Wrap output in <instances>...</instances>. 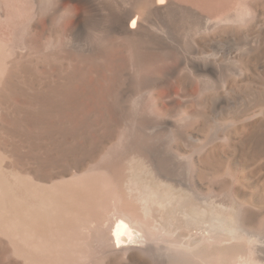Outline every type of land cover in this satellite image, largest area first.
I'll return each mask as SVG.
<instances>
[{
	"label": "bare ground",
	"instance_id": "obj_1",
	"mask_svg": "<svg viewBox=\"0 0 264 264\" xmlns=\"http://www.w3.org/2000/svg\"><path fill=\"white\" fill-rule=\"evenodd\" d=\"M263 193L264 0H0V264H264Z\"/></svg>",
	"mask_w": 264,
	"mask_h": 264
},
{
	"label": "rangeland",
	"instance_id": "obj_2",
	"mask_svg": "<svg viewBox=\"0 0 264 264\" xmlns=\"http://www.w3.org/2000/svg\"><path fill=\"white\" fill-rule=\"evenodd\" d=\"M176 19V20H175ZM180 21H179V20ZM174 18L173 21H172V25H177V27H179V29H177L176 27L173 28L171 27L173 30L175 29L176 31H178L177 33H180L178 38L181 39V40H185V42H189L192 38V36L196 37V36H200V37H204L205 36V31L208 32V31H211L209 28L210 26H208V22L207 21H202V22H199L197 25H193L191 22H188L186 20H183L181 18ZM67 20V21H66ZM65 20V27L67 29H71L73 27V21L70 17H68L67 19ZM191 23V24H190ZM203 23L206 24V27H205V24L203 25ZM203 26H202V25ZM192 26V27H191ZM194 26V27H193ZM202 26V27H200ZM225 28H226V24H225ZM183 29V31H182ZM185 29V30H184ZM199 30V31H198ZM208 30V31H207ZM201 31L203 33H201ZM184 32V33H183ZM198 33V34H197ZM201 34V35H200ZM186 35V36H185ZM213 36V35H212ZM255 34H253L251 37H254ZM199 37V38H200ZM207 38H210V35L207 36ZM120 48V47H119ZM121 52V53H119ZM117 62L116 63H121L122 66H123V69L126 70L127 69V64L125 63L126 62V56H125V53H123L121 51V48L118 50L117 49ZM125 56V57H124ZM123 57V58H122ZM108 59H110V61L112 62L111 58L108 56ZM168 60H165V62H160L158 63V65H155V68H156V73L158 74L159 77H161L163 80L159 83V84H153V86H150L147 90L145 91H141L139 92V90L137 91V89L135 88L134 86V83L133 81H131L132 79L130 78V75L129 73L126 71H123L121 70V74L119 75V79L116 83V85L114 86V93L116 94V96L118 97L119 96V99L121 100H126L127 98H130L128 99V101L130 100H134V96L137 98V96L140 94L141 95V99L142 100H147L149 99V97H151V99L153 98H156L157 100L159 101H162L165 102V99L169 93V91H171L173 93V95L175 96V101L178 102V104H180V109L182 110H193L192 113L194 114H198V109H196V107L194 106V102L192 101L193 97H194V94L197 92L198 90V83L195 82L193 84V86H191L190 88H185L183 91V86L181 85L180 81L177 80L175 82H173L172 84L168 82V78L167 75H165V70H166V65L168 64ZM113 62V64H116ZM125 64V65H124ZM126 67V68H125ZM123 71V72H122ZM123 74V75H122ZM121 75L123 77H121ZM126 77V78H125ZM170 78V77H169ZM174 78V77H172ZM122 79V80H121ZM124 79V80H123ZM126 79V80H125ZM129 81V82H128ZM133 83V86L131 85ZM175 84V85H174ZM180 86V87H178ZM132 87V88H131ZM133 88L135 90H133ZM171 88V89H170ZM133 92V94L131 93V90ZM168 89V90H167ZM187 89V90H186ZM118 90V91H116ZM126 90V92H125ZM128 90V91H127ZM181 90V91H180ZM192 90V91H191ZM138 93H136V92ZM118 92V93H117ZM135 93V94H134ZM150 94V96L147 98V96ZM130 94V96H129ZM145 94V95H144ZM133 95V96H132ZM122 97V98H121ZM159 97V98H158ZM126 98V99H125ZM133 98V99H132ZM91 98H87L86 101H91L90 100ZM191 101V102H190ZM185 103H186V106H185ZM182 107H185L186 109L182 108ZM219 112V113H218ZM221 112V113H220ZM224 116V119H225V109H221V110H212V112L208 115L209 119H210V123L208 122V124L206 126H204L202 129L199 128L195 131V134L198 138L197 140V144H200L203 139H205V135L208 134V130H206L210 125L213 126V123L215 121H221L222 118L221 116L222 115ZM214 119V120H212ZM224 121V120H222ZM213 122V123H212ZM210 126V127H211ZM200 143H199V142ZM235 147H238L237 145H235ZM234 147V148H235ZM237 150V148H236ZM240 150V149H239ZM237 150L235 155L233 153H230L231 155V158L233 159V167L235 170H239L241 171L242 169H244L245 171H248L250 169H253L255 166H256V159L253 157V156H245L241 151ZM242 152V153H241ZM241 154V155H240ZM223 157L220 159L222 163L226 164L227 163V160L226 159H223L225 158V155H222ZM253 158V159H251ZM247 159V160H246ZM254 160V161H253ZM241 168V170H240ZM248 169V170H247ZM243 171V170H242ZM262 183H260V181H258L256 184L253 183V185H257L260 186V188H262V185H260ZM252 185V186H253ZM249 194H245V196H247ZM264 196V193L261 194V197ZM263 204V203H261ZM262 233L259 234V242H261V240L263 239L264 237V232L263 234L261 235ZM262 238V239H261ZM262 242L264 243V239L262 240ZM261 242V243H262Z\"/></svg>",
	"mask_w": 264,
	"mask_h": 264
}]
</instances>
